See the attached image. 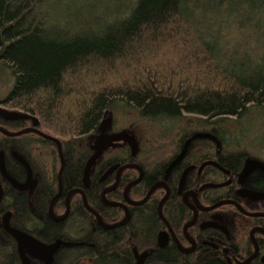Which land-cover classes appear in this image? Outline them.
Masks as SVG:
<instances>
[{
  "label": "trees",
  "instance_id": "16d2710c",
  "mask_svg": "<svg viewBox=\"0 0 264 264\" xmlns=\"http://www.w3.org/2000/svg\"><path fill=\"white\" fill-rule=\"evenodd\" d=\"M37 1L0 0V61L13 79L5 94L8 103L35 116L58 139L54 182L56 188L60 181L62 192L81 185L87 141L103 109L111 110L115 102L133 106L141 117L198 115L203 121L198 126L216 116L240 115L249 104L264 106V0H118L107 23L68 35L64 28L45 25L37 16ZM159 137L156 141L171 145L157 146V152L175 148L176 131ZM139 145L142 155L132 157L119 146L96 163L105 169L140 158L143 174L125 189L135 200L145 196L151 181ZM59 154L63 163L56 174ZM137 174L132 165L121 168L117 185L103 197L100 191L114 180V172L101 180L93 177L83 189L92 210L74 189L63 219L45 214L51 193L38 201L35 195L11 197L12 218L18 206L40 205L37 219L24 211L25 222L41 225L37 236L42 240L71 239L59 254L85 256L87 264H133L130 245L139 250L153 240L147 218L154 210L156 221L155 203L163 190L153 189L146 200L129 205L126 222L106 225L124 217L125 209L115 202L124 200L122 189ZM64 209L63 193L54 198L51 212ZM7 248L14 255L13 246Z\"/></svg>",
  "mask_w": 264,
  "mask_h": 264
},
{
  "label": "flooded vegetation",
  "instance_id": "af4514ba",
  "mask_svg": "<svg viewBox=\"0 0 264 264\" xmlns=\"http://www.w3.org/2000/svg\"><path fill=\"white\" fill-rule=\"evenodd\" d=\"M2 109L25 113L26 111L16 109L8 103L4 95H0V158L4 171L9 178H13L21 185L25 181L27 172L24 164L16 157V154L20 155L31 172L30 181L33 180V186L31 187V183H28L26 187L19 189L11 184L9 178L1 174L0 170V249L6 252L3 255L0 254V264H23L18 251L17 238L11 235L1 221L5 212H9L7 222L12 229L26 232L44 245L60 239L55 250L51 252L50 264H87L88 259L85 256L58 253L62 245L73 244L71 239L64 240L62 237H56L54 240H42L37 236L41 225L37 222L34 225L25 222L24 211H28L37 219L43 211L40 205L18 206L14 210L16 215L12 218L14 214L13 209L9 207V199L16 196L19 198L23 195L30 197L35 195L38 201L42 196L51 193L45 214L52 219H63L68 213L67 203L64 213L52 214L51 205L54 198L64 193L65 203L67 195L74 189L79 191L78 188H81L83 192L93 177L101 180L109 171L114 172V180L105 188L114 184L108 190L114 189L117 185L118 171L124 166L132 165L138 169V174L140 170L141 175L143 174L144 167L139 162L140 158L123 164H110L105 169L99 165L96 166L100 159L115 152L119 146H126L130 154L127 143L120 141L113 147L104 149L94 160L89 168L87 186L83 187L81 181L80 186L67 187L62 192L59 178L56 188L54 182L57 137L42 128L36 117L29 112L26 113L27 116L17 117L5 114ZM120 128L113 129L112 116L110 132ZM238 132L225 127L218 120L211 119V122L205 126L192 125L184 132L177 130L175 148L169 149L165 154L157 152V146L165 147L171 144L156 141L157 136L153 142L145 143V153H143L146 157L145 169L151 180L146 190V192L149 190L147 196L153 189H156L157 193L160 190L163 192L155 203L156 221L153 220L154 210L148 213L147 219H149L153 240L139 250L136 249L138 253L143 249L148 250L142 264H264V195L261 194L264 192V142L259 141L260 138L256 140L254 137L248 138L250 135L244 138L245 141H240ZM239 134L241 137L244 134L247 135L245 132ZM91 140L87 141L88 152L84 160L90 153ZM136 140L138 149L134 155L138 153L142 155L139 151V140ZM181 150H183L182 155L172 162ZM246 160H254L257 163L245 167ZM59 172L57 171L56 174ZM134 180L127 181L123 187L124 200L115 202L125 209L124 217L126 211L129 216V205L134 204L128 203L126 199L136 202L144 197L135 200L126 196L125 189ZM103 195L100 194L101 197ZM163 195L165 196L161 199ZM131 217L137 219L135 213H132ZM10 244L15 251L12 256L7 252ZM133 246L135 245H130L134 264ZM163 250L174 254L164 255ZM22 252L31 264H45L43 260L45 255L35 254V250L30 245H25ZM78 259H81L82 263L76 262Z\"/></svg>",
  "mask_w": 264,
  "mask_h": 264
},
{
  "label": "rangeland",
  "instance_id": "374dc122",
  "mask_svg": "<svg viewBox=\"0 0 264 264\" xmlns=\"http://www.w3.org/2000/svg\"><path fill=\"white\" fill-rule=\"evenodd\" d=\"M118 0H38L35 4L37 16L45 21V25L59 29L64 28V35L87 28L97 29L100 24L110 19L114 5ZM12 75L3 62L0 61V95L6 94L12 83ZM113 129L127 128L145 147V143L153 142L156 136L165 138L168 133H175L186 123L201 124L198 115L184 113L174 118L167 116L141 117L136 108L126 103L115 102L112 107ZM225 127L239 131L240 141L245 137H254L264 142V106L249 104L247 111L240 115L216 116ZM240 132L247 135L240 136ZM237 135V136H238ZM245 138V139H244ZM250 138V139H251ZM244 139V140H243ZM258 141V142H259ZM143 147V148H144ZM110 150V149H108ZM107 152V151H106Z\"/></svg>",
  "mask_w": 264,
  "mask_h": 264
},
{
  "label": "water",
  "instance_id": "95a60500",
  "mask_svg": "<svg viewBox=\"0 0 264 264\" xmlns=\"http://www.w3.org/2000/svg\"><path fill=\"white\" fill-rule=\"evenodd\" d=\"M2 110H3V112H5V114L14 115V116H17V117L18 116H27V114L25 112H21V111H18V110L17 111L16 110L4 111V109H2ZM111 126H112V110H110L108 107H106V108L103 109V111L101 113V117H100V119H99V121L97 123V127H98L97 128V132H95L94 136L92 137L91 142H89V148H91L90 149V153L87 155V157L85 158V160L83 162V165H82L81 180H82L83 187L87 186L88 183H89L88 172L90 170L89 169L90 166H92L94 160L100 155V153L103 152L104 149H106L109 146L113 147L114 145L118 144L120 141L122 143L123 142L127 143L128 147H129V150H130V154L132 156H134V154L136 153V151L138 149V144H137V140L135 138V135L132 134L127 128H122V129L120 128L119 130H115V131L110 132ZM196 134H201V133H196ZM56 140H57V143H58V139H56ZM186 142H187V139L185 141V145H186ZM57 149H58V152H59L60 151L59 150V144L57 145ZM182 151L183 150L180 151V153L176 156L175 159L172 160V162L173 161L175 162L176 159L180 155H182L181 154ZM16 157L18 158L19 161H21L24 164V166L26 168V172L27 173H26L25 181L23 183H21V185H19V183H17L13 178H11V177L9 178L7 173L4 171L3 164H2V159L0 158V170L2 172L1 174L7 176L9 178V181L12 182L11 184H14L19 189H21L23 187H26L28 185V183H31V187H32L33 186V183H32L33 180L30 181V173L31 172L29 171L27 163L25 162V160L20 155L18 156V154H16ZM59 157H60L61 161H60V167H59L58 172L60 171L61 166H62L61 156L59 155ZM254 163H257V161H254V160L247 161L246 160L245 161V167L249 166V165H252ZM140 175H141V170L139 171L138 176L135 177V180L140 178ZM135 180H134V182H135ZM112 186H114V184ZM112 186L105 188V190H102L101 193H100L101 196L104 194V192L106 190H108ZM31 187L29 186V190H31ZM78 190L81 193V199L83 201V205L87 206L89 209L92 210V208H90L86 204L85 198H84V194H83L81 188H78ZM148 191L146 192V195L143 197V199H140V200H138L136 202L133 201V200H129V199H126V200H127L128 203L137 204L138 202H141L144 199H146ZM261 194L264 195V192H262ZM164 196L165 195H163V197H161V199L164 198ZM65 204H66V199H65ZM49 209H48V211H49ZM66 209H65V211H66ZM8 213L9 212H5L2 215V220L1 221H2V223L4 225V227L11 233V235L14 236L15 238H17V240H18V251H19V255H20V258H21V261L23 262V264H31L27 260L26 256L22 252V249L24 248L25 245H30L35 250V254L45 255V256H43V260H44L45 264H50L51 252L55 250L56 246L60 242V239H55L54 242H51L49 244H45L44 245V244H42V242H40L36 238H33L30 234H28L26 232H21V230H18V229H15V228L12 229L10 227V225H8V222H7ZM94 214H95L96 220L99 223H101L98 214L96 212ZM127 216H128V213L126 211V216L123 219H121L120 221H117V223H112V224H109V225H106V226L117 225L119 223H123L124 221L127 220ZM132 250H133V255H134V264H142L143 258L146 255V253L148 252V250L147 249H143V250L139 251V253H138L136 251L135 246L132 247ZM160 264H168V263H160Z\"/></svg>",
  "mask_w": 264,
  "mask_h": 264
}]
</instances>
